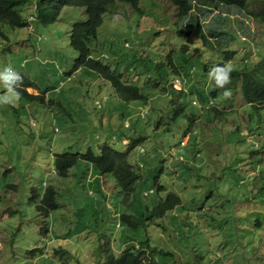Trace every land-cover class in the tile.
I'll list each match as a JSON object with an SVG mask.
<instances>
[{
	"label": "rangeland",
	"instance_id": "rangeland-1",
	"mask_svg": "<svg viewBox=\"0 0 264 264\" xmlns=\"http://www.w3.org/2000/svg\"><path fill=\"white\" fill-rule=\"evenodd\" d=\"M31 13L22 10L28 27L0 28V73L23 75L27 93L41 97L0 102V264H106L127 247L145 251V264H264V108L246 104L240 91L230 98L220 91L212 107L207 92L201 104L189 95L211 87L209 73L219 63L239 71L264 60V22L255 19L264 0H247L245 12L219 22L226 29L210 40L215 52L195 33L177 34L176 8L166 0L110 6L91 57L142 90L146 100L130 104L92 70L74 68L70 30L86 21L84 8H64L49 26ZM227 53L233 57L225 61ZM175 79L184 82L173 87L183 94L171 88ZM6 95L0 82V97ZM103 144L119 151L135 145L142 177L133 197L157 181L174 188L161 197L177 194L181 206L132 229L120 216L140 213L123 203L113 175H99L81 159L66 179L53 175L56 156H98ZM45 184L57 188L59 204L44 218L31 199Z\"/></svg>",
	"mask_w": 264,
	"mask_h": 264
},
{
	"label": "trees",
	"instance_id": "trees-1",
	"mask_svg": "<svg viewBox=\"0 0 264 264\" xmlns=\"http://www.w3.org/2000/svg\"><path fill=\"white\" fill-rule=\"evenodd\" d=\"M140 1L141 0H0V28L4 24L12 28L28 27V22L22 17V10L24 7L25 10L28 9V7L31 8V17L43 26H49L55 23L64 8H84L87 15L86 21L84 23H75L70 30V46L78 53L74 68L78 69L84 67L92 70L110 84L115 95L122 102L130 104L131 102L146 100V96L140 88L122 83L119 76L113 74L108 66L93 59L91 57L90 43L97 40V30L102 25L103 16L110 6L119 2L130 4L133 8H137ZM166 1L176 8L178 21L177 34L180 37H188L192 33H195L196 36L202 40L203 45L205 47L208 46V48L214 52L215 50L210 40L218 42V38L225 34L224 29H226L223 23L221 25L219 22L226 19V17H237L243 11L245 12L247 2V0ZM32 3L34 5H32ZM194 7L198 8L197 11H200V15L197 13L195 14ZM246 14L250 15V12L247 11ZM255 19L264 22V14H262L260 19L255 16ZM253 29L254 25L250 30V32L254 34L255 32ZM0 36L4 37L1 31ZM232 57L233 53H227L224 59L226 61ZM222 66H224V64L219 63L214 67ZM203 70L207 72L205 68ZM19 76L22 78V85L17 87L16 90L24 97L41 100V97L27 93L26 89L29 87V81L23 75ZM212 81L213 84L210 88L204 84L208 89H190V92L188 91L190 93L189 95H192L193 99H196L201 104L204 103L207 92L213 102H216L218 93L225 89L216 87L214 80ZM171 88L173 89L172 85ZM226 89H230L232 94L236 91H240L241 98L246 104L252 106L255 110L263 109L264 60L257 63L254 68L248 70H232L230 74V83L226 85ZM177 92L183 94L182 91ZM196 94L199 97H197ZM142 107L144 106L139 105L138 111H140ZM212 110L217 113L219 112L216 104ZM182 111L183 107L179 106L178 112ZM201 111H199L198 118L204 117ZM138 113L140 119H144L147 115L146 113L142 116L141 112ZM157 125L158 124L153 127L156 128ZM124 126H128V123L124 122ZM140 140L141 138L139 137L136 140H132V142L137 144ZM134 148L135 145L131 144V146L124 151H119L108 144H103L99 148L98 156L94 155L90 150L85 152L84 155L63 153L56 156L53 161V175L61 180L66 179L70 170L79 159L88 164V167L99 175H113L116 184L119 186L123 203L126 204L130 211L140 213L139 215H121L120 220L132 229L146 228L148 222L153 223L155 220H161L172 210L181 206L182 199L179 195L174 193L167 194L165 198L161 197V193H163L165 189L171 188L173 191L174 188L171 185H167V188L162 184L158 185L157 181L153 183L154 188L151 187L150 191L139 192L136 197L132 196L135 194L138 182L142 177V175L138 173L139 167H141L140 161L132 158L134 156ZM56 190V187L45 184L43 192L40 195L35 194L32 197L31 201L34 203V208L40 216L45 218L49 216L52 211L58 209L59 202ZM45 226L47 225L45 224ZM42 232L47 234V227L43 228ZM150 250L151 253L155 252V249ZM146 261H148V257L145 251H142L140 248L127 247L118 257L109 254L106 264H145Z\"/></svg>",
	"mask_w": 264,
	"mask_h": 264
},
{
	"label": "clouds",
	"instance_id": "clouds-1",
	"mask_svg": "<svg viewBox=\"0 0 264 264\" xmlns=\"http://www.w3.org/2000/svg\"><path fill=\"white\" fill-rule=\"evenodd\" d=\"M231 72H232V67L231 64L229 63L222 67H213L209 73L210 78L214 80L216 87L225 89V91L223 92V96L225 98H230L232 95L231 90L226 89V85L230 83ZM181 80L182 79L180 80L175 79L172 83V87L182 88L184 82H182ZM0 82L3 83L5 88L8 90V93L10 94L4 97H0V102L10 103L13 99L18 101L20 98V92L17 91L16 88L22 85V78L18 74H16L11 68H6L3 73H0ZM193 104H195V102H193ZM207 105H209V107L210 106L212 107L213 101L212 100L208 101ZM142 113H144V115L147 113L146 107L141 110V114ZM181 147H183V142L181 143ZM139 152L144 153V150L140 148Z\"/></svg>",
	"mask_w": 264,
	"mask_h": 264
},
{
	"label": "built area",
	"instance_id": "built-area-1",
	"mask_svg": "<svg viewBox=\"0 0 264 264\" xmlns=\"http://www.w3.org/2000/svg\"><path fill=\"white\" fill-rule=\"evenodd\" d=\"M142 116L144 115V113L141 114Z\"/></svg>",
	"mask_w": 264,
	"mask_h": 264
}]
</instances>
